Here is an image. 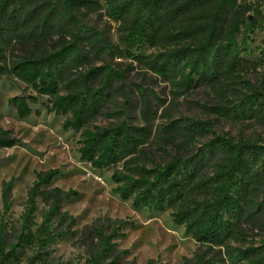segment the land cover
<instances>
[{
    "label": "trees",
    "instance_id": "obj_1",
    "mask_svg": "<svg viewBox=\"0 0 264 264\" xmlns=\"http://www.w3.org/2000/svg\"><path fill=\"white\" fill-rule=\"evenodd\" d=\"M103 9L118 26L122 49L82 24L85 14ZM259 16L258 7L242 0H0V80H17L36 94L13 97L7 104L25 119L37 97L47 98L49 111L66 117L64 130L82 131L80 160L97 171L116 168L113 192L122 201L131 200L135 210H169L172 223L185 228L198 251L184 264H264V240L229 248L243 236L242 226L264 230V142L217 136L212 123L189 118L170 120L153 136L156 112L140 91V125L119 120L107 128L90 127L114 92L121 91L128 100L126 71L103 62V56L117 55L137 61L183 93L192 85L213 91L220 99L207 108L213 115L264 128V81L246 83L250 92L234 115L222 104L219 87L246 70L241 54ZM145 49L159 52L144 55ZM260 57L264 61V49ZM93 60L103 63L95 66ZM207 136L212 139L195 149ZM18 144L0 129V150ZM57 175L56 170L35 175L17 230L5 222L13 181L3 184L0 264L40 263L44 251L74 226L60 206L76 192L44 189ZM39 201L46 208L40 223ZM120 230L85 228L88 257L83 264H120L119 255L113 256L114 241L124 236Z\"/></svg>",
    "mask_w": 264,
    "mask_h": 264
},
{
    "label": "rangeland",
    "instance_id": "obj_2",
    "mask_svg": "<svg viewBox=\"0 0 264 264\" xmlns=\"http://www.w3.org/2000/svg\"><path fill=\"white\" fill-rule=\"evenodd\" d=\"M242 1L253 8L258 7L260 16L252 32L247 34V50L241 54V58L248 62L246 70L219 85L224 91L222 104L227 105L233 115L241 110L242 98L250 92L246 83L258 86L264 81V61L260 57V52L264 49V0ZM81 20L83 25L98 31L111 44L122 49L118 26L108 19L104 9L94 14H85ZM242 38L240 35L237 39L239 46ZM158 52L157 49H145L143 54ZM103 62L126 71L127 81L123 90L128 94L129 102L121 91L114 92L105 103L100 116L90 124L91 128H107L119 120L140 125V91L156 112V119L152 123L153 136L158 127L166 122L189 118L212 123L217 136L235 141L245 139L264 142V128L259 125L237 117L228 119L209 113L207 108L220 99L206 87L192 85L183 93L132 59L117 55L103 56ZM103 62L92 61L95 66ZM227 89L230 90L225 91ZM22 95L36 97L30 88L17 80H0V129L8 131L19 140V144L13 148L0 150V211L3 184L13 181L10 192L12 206L5 216L8 228L17 230L21 226L24 205L37 173L58 171V175L44 189L58 188L64 193L74 191L77 194L64 199L60 206L61 212L74 220V226L56 244L44 251L46 256L38 264H83L88 255L82 233L85 228L93 225H103L108 231L120 227V233L124 236L114 241L117 247L113 253V256L119 255L120 264H184L194 257L198 244L185 234L183 226L172 223L169 210H135L131 200L124 202L113 192L116 185L112 181V174L116 168L97 171L80 160L78 150L82 131L64 130L62 125L66 117L50 112L47 98L37 97V102L30 104L31 115L25 119L18 118L7 102ZM211 139L212 136L200 139L195 149L202 148ZM153 155L160 161L163 158L155 146ZM45 210L39 201L38 223L41 222L40 214ZM241 231L243 236L237 242H230V249L257 246L264 240V230L253 225H244ZM11 239L9 235L7 240L10 242Z\"/></svg>",
    "mask_w": 264,
    "mask_h": 264
}]
</instances>
